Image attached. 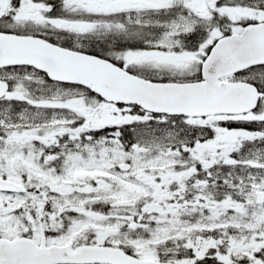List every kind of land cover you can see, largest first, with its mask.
<instances>
[{
  "label": "snow or ice",
  "instance_id": "6c2138e0",
  "mask_svg": "<svg viewBox=\"0 0 264 264\" xmlns=\"http://www.w3.org/2000/svg\"><path fill=\"white\" fill-rule=\"evenodd\" d=\"M0 264H264V0H0Z\"/></svg>",
  "mask_w": 264,
  "mask_h": 264
}]
</instances>
